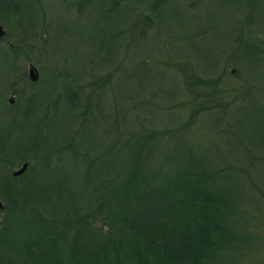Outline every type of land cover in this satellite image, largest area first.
<instances>
[{"label":"trees","instance_id":"1","mask_svg":"<svg viewBox=\"0 0 264 264\" xmlns=\"http://www.w3.org/2000/svg\"><path fill=\"white\" fill-rule=\"evenodd\" d=\"M87 2L118 24L94 22L100 33L89 71L80 79L57 73L49 83L54 99H38L34 88L45 77L31 82L20 64L33 61L43 72L50 25L29 18L15 27L20 36L8 28L2 40L0 264H233L254 241L248 227L264 209L257 199L264 197V125L253 133L264 96L241 103L223 86L215 72L225 53L215 46L241 40L235 61H260L264 0L228 3L234 33L213 15L227 0L71 4L86 14ZM8 5L18 10L15 0ZM181 11L197 18L184 24ZM156 19L186 26L183 37L171 31L159 41ZM149 35L155 45L140 50ZM66 93L73 131L49 138ZM24 161L27 172L14 177Z\"/></svg>","mask_w":264,"mask_h":264},{"label":"rangeland","instance_id":"2","mask_svg":"<svg viewBox=\"0 0 264 264\" xmlns=\"http://www.w3.org/2000/svg\"><path fill=\"white\" fill-rule=\"evenodd\" d=\"M15 1L19 5L18 10L8 5L10 0H0V19L4 20L6 25L13 30V34L15 36L21 35L19 29H23L25 27L24 21H27L29 18H33L34 20L42 23L44 17L43 15H45L48 20L52 21V29L48 37L46 52L42 56L44 62L43 72L33 61H26L25 63L22 61L20 62L21 66H26L27 71L29 63L32 62L39 70V77H42V75L45 77L44 85H39L34 88L39 91L38 99L45 95H49V98L51 99L55 98L56 92H53L49 83L53 82L57 73L66 72L71 78L79 73L82 75L78 77L80 79L83 75L85 76L87 71H89V66H86V64L89 59V50H93V35L100 33L94 29L95 21H98V23L103 25L109 24L115 27L118 24L117 21L101 20L99 18L101 17L99 13L101 12V9H103V6L92 2H87V13L83 14L75 10L71 4L72 0H42L43 7L37 0ZM230 1L231 0H227L226 4L221 3L215 6L213 9V15L220 20L222 28L227 33H234L236 27L234 20H236V16L231 13V9L233 7L230 8L228 6ZM42 11L44 12L43 14ZM205 19V16H203L202 20ZM16 25L19 27L17 31L15 30ZM3 26L7 30L4 24ZM171 26L172 23L170 20H167L165 23L160 25L157 30L159 41L165 37ZM183 33L184 32L180 30H172L170 37H180ZM104 38H106V36ZM226 40H228V38L223 41ZM111 41L112 43H117V39H111ZM153 43L154 39L150 36V38L147 39L146 46L140 50H152ZM0 48H2V46H0ZM10 59L12 61L11 57ZM238 73L241 72L239 71ZM4 76L5 64L3 59L0 57V82L4 81ZM236 77H238V75L232 79V86L240 84V79ZM1 89L3 88L0 86V90ZM259 89L264 91V83L259 87ZM65 91L66 90L63 88V90H59V93H63ZM11 96L16 98V95L9 94L8 99H10ZM68 100V94L63 97L61 95V116L58 115L59 117L55 120L54 127L45 131L49 133V138L59 135L61 132L73 131V122L70 119L72 115V108L67 106ZM2 112L3 108L0 106V115ZM244 116L250 118V112L246 111ZM263 125L264 112L257 116V120L254 123L255 128L253 133L255 136L261 135ZM250 127L251 123L249 122L248 128ZM41 152L44 155L42 149ZM63 158L65 161L61 159V163H63L69 170L72 164L70 161H67L66 157L63 156ZM38 166H40V164ZM257 199L259 200V207H264V197H257ZM250 209L252 210V207H250ZM260 212H264V209L262 208ZM251 225L259 226L261 229L254 227L250 229V227H248L250 234L252 236H255L256 234L261 235L254 240L255 243L252 244L250 242L247 245V249L233 264H264V216L256 214L251 221Z\"/></svg>","mask_w":264,"mask_h":264},{"label":"water","instance_id":"3","mask_svg":"<svg viewBox=\"0 0 264 264\" xmlns=\"http://www.w3.org/2000/svg\"><path fill=\"white\" fill-rule=\"evenodd\" d=\"M5 34H6V31L3 29V26L0 25V37H2ZM30 76H31V79L34 81L38 79V72L35 66L31 67ZM27 167H28L27 163L23 164V166L20 169L14 171V175L22 174L27 169ZM0 205H1V201H0Z\"/></svg>","mask_w":264,"mask_h":264}]
</instances>
